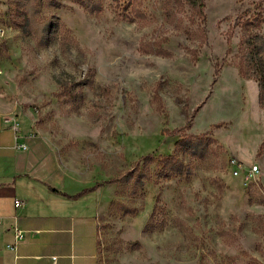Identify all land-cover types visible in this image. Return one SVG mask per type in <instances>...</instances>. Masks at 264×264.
<instances>
[{
    "label": "rangeland",
    "instance_id": "1",
    "mask_svg": "<svg viewBox=\"0 0 264 264\" xmlns=\"http://www.w3.org/2000/svg\"><path fill=\"white\" fill-rule=\"evenodd\" d=\"M86 1L5 0L0 90L92 183L140 162L97 190L100 264H264V0Z\"/></svg>",
    "mask_w": 264,
    "mask_h": 264
},
{
    "label": "crops",
    "instance_id": "2",
    "mask_svg": "<svg viewBox=\"0 0 264 264\" xmlns=\"http://www.w3.org/2000/svg\"><path fill=\"white\" fill-rule=\"evenodd\" d=\"M4 2L0 0V12ZM220 93L229 96L225 82ZM231 107L232 101L221 97L208 111L228 115ZM15 122L18 130L12 127ZM21 143L27 148L18 147ZM95 183L89 174L85 177L60 162L0 90V264H100L99 215L104 200L97 191L100 186L82 193ZM15 199L24 204L15 207ZM14 223L25 232L10 249Z\"/></svg>",
    "mask_w": 264,
    "mask_h": 264
},
{
    "label": "trees",
    "instance_id": "3",
    "mask_svg": "<svg viewBox=\"0 0 264 264\" xmlns=\"http://www.w3.org/2000/svg\"><path fill=\"white\" fill-rule=\"evenodd\" d=\"M131 1L132 2H134V0H123V5H124V7L126 6V7H128V6H130V4H131ZM92 2H95L94 0H87L86 2H85V4L88 6V9H92L95 5H93L92 6ZM183 2L188 6V8H189V10H191V12L194 14V15H196V16H198V18H200V20H201V22H202V25H203V22H204V20H205V13H204V0H183ZM257 5L259 4V3H256ZM252 23H254L253 21H250V22H246L245 23V25L244 26H247V25H250V24H252ZM202 30H204L203 29V26H202ZM253 36L251 35V36H249L246 40H245V43H247V45H248V47H250V49L253 51L254 49H255V46H254V44L252 43V41H251V38H252ZM217 70L218 69H216L215 70V74H214V79H215V77H216V75H217ZM259 86H260V90L261 91H264V80H263V78L261 77L260 78V80H259ZM67 89V88H66ZM189 127V126H188ZM181 140V139H180ZM180 140H178L177 141V143L178 142H180ZM262 143H264V139H263V142ZM147 159H149V155H147V156H144L143 158H142V160H147ZM167 159L168 160H172L173 159V155L172 156H170L169 158L167 157ZM174 160V159H173ZM145 163V162H144ZM140 166V162H136L135 164H134V167L131 169V170H129V171H127V172H124L123 174H121V175H119L117 178H113V179H109V180H107V181H103V182H97V183H95L92 187H90V188H86V189H84L83 191H82V193L84 192H88V191H93L94 189H96L97 187H99V186H102V185H104V184H106V183H113V182H119V181H127L129 178H132L133 177V175H134V172L137 170V168ZM163 167H164V169H166L165 171H166V173H171V174H174V175H179V174H182L183 172H184V165L182 164V162H163Z\"/></svg>",
    "mask_w": 264,
    "mask_h": 264
},
{
    "label": "built area",
    "instance_id": "4",
    "mask_svg": "<svg viewBox=\"0 0 264 264\" xmlns=\"http://www.w3.org/2000/svg\"><path fill=\"white\" fill-rule=\"evenodd\" d=\"M15 130L19 129L18 124L15 122L12 126ZM18 147L22 148V149H26L27 146L25 143H21L20 145H18ZM259 173V169L257 165H253L251 166L246 172H245V179L250 181V180H254L255 176ZM24 204V201L19 200V199H15L14 201V206L15 207H19L21 205ZM2 222V217H0V224ZM13 229V235H14V242L7 244V247L10 249H14L16 242H18L19 240H21L24 236V232L25 230H23L22 228H20L16 223L13 224L12 226ZM55 258V257H54Z\"/></svg>",
    "mask_w": 264,
    "mask_h": 264
},
{
    "label": "bare ground",
    "instance_id": "5",
    "mask_svg": "<svg viewBox=\"0 0 264 264\" xmlns=\"http://www.w3.org/2000/svg\"><path fill=\"white\" fill-rule=\"evenodd\" d=\"M3 30L2 29H0V32H2Z\"/></svg>",
    "mask_w": 264,
    "mask_h": 264
}]
</instances>
